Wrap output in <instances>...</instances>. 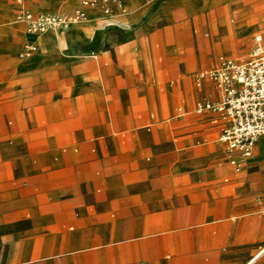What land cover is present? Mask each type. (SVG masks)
Returning <instances> with one entry per match:
<instances>
[{"label":"rangeland","instance_id":"374dc122","mask_svg":"<svg viewBox=\"0 0 264 264\" xmlns=\"http://www.w3.org/2000/svg\"><path fill=\"white\" fill-rule=\"evenodd\" d=\"M25 3L34 13L70 14L83 7L81 0ZM16 6L15 0H0V164L32 159L33 177L18 185L26 183L32 193V206L24 213L70 216L56 228L34 232L32 248L0 247V264H8L13 252L20 258L23 251L29 261L45 258L46 264H225L233 250L231 226L245 214L239 206L246 202L236 199V167L229 158L217 170L226 193L202 184L210 177L216 145H225L219 141L222 125L211 123L216 116L221 123L222 117L194 112L197 99L217 100L212 82L204 79L198 85L194 72L212 69L222 58H248L256 38L264 41V16L249 25V0H186L118 46L112 34L137 32L142 24L105 30L102 12L94 19L86 11V24L54 33L60 43L48 55L55 57L42 65L39 79L24 87L4 76L43 55L46 34L26 33ZM220 6L227 7V18L214 35L211 26L219 12L213 10ZM249 29L248 41L237 45ZM33 38H39L40 48L22 57ZM76 40L86 44L75 58L84 65L82 78L74 74V62L62 45L73 52ZM93 50H98L96 59ZM260 139L264 136L239 173L256 158ZM105 140L118 142L107 149ZM111 177L129 184L110 183ZM11 179L7 172L4 184ZM42 193L48 200H41ZM69 197L73 200H55ZM255 198L263 213L264 189Z\"/></svg>","mask_w":264,"mask_h":264},{"label":"crops","instance_id":"0c3cea01","mask_svg":"<svg viewBox=\"0 0 264 264\" xmlns=\"http://www.w3.org/2000/svg\"><path fill=\"white\" fill-rule=\"evenodd\" d=\"M15 1L17 4L16 8L18 9V7L20 6L19 0ZM22 1L26 6L25 0ZM185 1L186 0H125V4L128 7V12L126 14H116V16L118 15V17L116 18L114 16L108 17L99 7H85V10L88 11V13L91 15V18L94 19L100 18L99 12H102L103 20L101 21L100 26H102V28L105 30L107 26L108 28H112L115 26L114 28L118 27L123 28L124 30H130L142 24V27L137 32L124 31L114 36L112 34V42H114L118 46H121L122 44L126 43L129 39H132L133 37L139 35L141 31L151 29L153 25H155L163 15H165V10L176 6L179 2ZM249 2L250 6L247 8V10H249L248 13L250 12L251 15L248 14V16H250V18L248 19V23L249 25L253 26L260 22L261 18L264 16V0H249ZM215 11H218L219 13L215 14V27H211H213L214 35H217L220 31V25H223V21L227 18V7L220 6L216 10H213V12ZM208 13H206L203 17L209 20ZM86 23L87 22H84V24ZM24 26L26 28V33H28L29 35L42 36L43 34H47L30 33L27 30L25 24ZM103 29H101L99 32H101ZM48 33L50 34L46 35L43 41L45 44L44 54L41 55L38 59L21 62L20 67L18 66V71L17 68H13L9 71V74L4 76L6 80L10 81L12 79H18L21 81L22 84H24L25 87L31 84L36 79L40 78L42 73V65L48 64L49 61H52L55 57L52 55H48V53L50 54L53 52V49L56 46L57 42L60 43L59 38H57L53 32ZM249 34L250 29L245 32L243 38L240 42L237 43V45L248 41ZM64 36L65 34L63 35V37ZM28 43H35L37 44L38 48H40L39 38H33ZM72 44L75 47V51L73 52L71 51L69 45L65 43H63L62 45L68 48L67 57L72 58L71 60L74 62V74H76L78 78H82L84 75V65L81 62L76 61L75 58L81 52L85 51L86 44L83 42H78V40L74 41ZM97 51L98 50H93V52L91 53L92 57L95 59L98 57L96 53ZM110 51L112 52V49H110L109 52ZM66 60L68 61V58L65 59V61ZM0 78H3L1 72ZM213 92L216 94L218 100L220 98V93L215 88L214 84ZM179 107L177 108V110L179 109ZM178 112L180 114L183 113V111ZM195 113L201 115L206 112L201 114L197 112ZM219 119L220 117L216 116L211 119V123L218 126L222 125L220 130L221 135V132L224 126L226 125V121L223 119V121L219 123ZM220 135L219 141L225 145L226 152L224 146H222L221 144L216 145V152L212 161V167H209L210 177L204 179V182H202V184L206 185V187L208 188L217 187L218 189H220L221 193H226V191L228 190V186L223 183V181L221 180L222 175L219 176L217 170L219 166L223 164H228L226 160L227 158H229L230 160L231 154L228 151L227 145L220 140ZM191 141V136L186 137V144H189ZM117 142V140H105V148L108 149L112 145H115ZM98 146H100V142H98ZM73 150L74 152H78L79 147L74 146ZM257 150L258 153L256 158L248 160L247 170L243 173H239L238 170L235 169L237 172L235 171V173H233L232 175L234 178L233 185L238 190L237 194L235 195L236 199L240 202H246V204L243 203V207L241 205L239 206L240 211L242 210L241 208H244L243 211L245 214L243 215V217L238 223H235L231 226L233 250L231 257H229L224 262L225 264H264V212L262 213L260 211L261 204L257 202L255 198V192L259 189H264V139L259 140ZM66 151V147L63 148L62 152ZM32 170V159L28 156H25L24 158H17L15 160H9L8 162L0 164V247L7 248L9 250H27L29 248H32L34 247L32 244L34 242L32 237V234L34 232H43L45 230H48L49 227L56 228L60 224H63L65 218H68L70 216V214H68L67 212L61 214L57 213L56 215H50L48 212L41 211L37 212L34 217H31L29 214L24 213L25 208H27L28 206H32L30 203L32 200V193L30 189H27L29 185H27L26 183H24V186L22 188L18 185H21V182L23 180L33 177L34 174ZM7 172L12 174L13 179H11L9 182L10 184L7 183L9 185L6 186L4 184L5 181L3 179L5 178ZM110 183L120 185L129 184L128 179L117 177H111ZM11 184H13V186ZM133 195L138 194L136 193ZM47 196L48 194L42 193L40 196L41 200H48ZM55 200L58 202H64L73 200V197L65 199L58 198ZM228 231H230V229ZM210 250H212V256H216L214 252L215 250H217V248L212 247L210 248ZM10 258L11 259L8 264H46L47 261V259L45 258H41L37 262L29 261V258L27 257V252L25 251L22 252V256L20 258H18V256L16 255V252H13ZM64 260L65 258L54 259V261L61 263ZM185 264H189V262H186Z\"/></svg>","mask_w":264,"mask_h":264},{"label":"built area","instance_id":"2783aa9c","mask_svg":"<svg viewBox=\"0 0 264 264\" xmlns=\"http://www.w3.org/2000/svg\"><path fill=\"white\" fill-rule=\"evenodd\" d=\"M16 12V19L25 23L27 30L33 34L57 32L63 28L87 20L85 7H99L108 17L126 14L128 7L125 0H82V8L75 12H41L34 13L22 0ZM38 49L37 44L25 45L21 56L30 57ZM198 85L204 79L213 82L220 93L218 100L198 99L195 112L207 111L218 113L226 121L220 140L230 152V162L241 170L244 159L253 155L254 145L264 135V42L262 37L256 39L248 58L238 60L222 58L212 69L195 71ZM178 111L182 112V107Z\"/></svg>","mask_w":264,"mask_h":264},{"label":"bare ground","instance_id":"6f19581e","mask_svg":"<svg viewBox=\"0 0 264 264\" xmlns=\"http://www.w3.org/2000/svg\"><path fill=\"white\" fill-rule=\"evenodd\" d=\"M88 18H89V17L87 16V20H88ZM87 20H86V21H87ZM21 23H23V22H21ZM24 24H25V23H24ZM57 32H58V31H57ZM46 35H48V34H46ZM46 35L44 36V38L46 37ZM44 38H43V41H44ZM57 38H59V35L57 36ZM44 46H45V44H44ZM36 51H37V50H36ZM36 51H35V52H36ZM40 56H41L40 54L37 55V56H36V59H38ZM225 172H226V174H227V171H225ZM229 172H230V171H229Z\"/></svg>","mask_w":264,"mask_h":264}]
</instances>
